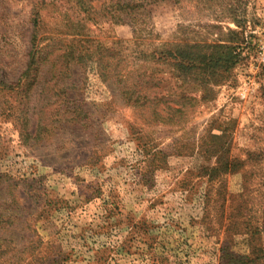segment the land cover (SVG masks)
Wrapping results in <instances>:
<instances>
[{"label":"rangeland","instance_id":"374dc122","mask_svg":"<svg viewBox=\"0 0 264 264\" xmlns=\"http://www.w3.org/2000/svg\"><path fill=\"white\" fill-rule=\"evenodd\" d=\"M147 9L143 26L155 38L146 43L223 44L235 56L214 74L171 83L186 97L156 106L163 118L154 106L125 104L94 61L71 70L63 61L61 75L46 62L26 78L31 0H0V264H150L152 250L168 264H219L220 243L201 220L202 166L209 172L220 158L242 162L212 181L226 188L223 217H264V78L255 70L264 0H158ZM44 17L40 36L53 26ZM89 27L88 40L124 41L133 67L131 25ZM58 107L77 119L56 124ZM247 240L235 235L232 249L248 253Z\"/></svg>","mask_w":264,"mask_h":264},{"label":"trees","instance_id":"16d2710c","mask_svg":"<svg viewBox=\"0 0 264 264\" xmlns=\"http://www.w3.org/2000/svg\"><path fill=\"white\" fill-rule=\"evenodd\" d=\"M156 1L158 0H31L34 27L25 77L32 75L31 78H37L46 62L52 64L51 72L54 75H61L65 70H71L72 64L86 65L94 61L100 77L117 86L125 104L145 112L154 106L153 113L163 118L164 115L157 111L156 106H164L177 97H186L176 88L172 91L171 83H177L176 80L183 77L192 78L199 71L214 74L216 67L227 68L233 63L235 56L233 47L223 44L204 46L180 41L146 43L147 39L155 38L152 26L145 27L143 24L149 21L148 5ZM175 1L180 3V0ZM199 1L210 3L211 0ZM46 14L53 16V26L50 27L49 35L40 36L38 27L40 23L44 24ZM109 22L133 27V43L140 47L135 53L133 67L130 68L128 55L124 52V41L117 39L113 42L115 47L104 45L100 39L88 40V33L92 32L90 25ZM203 46L205 49H201ZM63 61L70 63L68 69L62 67ZM175 110L180 111L179 108ZM79 111L82 116L81 110ZM73 114L70 108L58 107L54 122L75 121L77 118L72 117ZM142 116L145 117V113ZM157 153L162 154L163 151ZM216 162L217 167H207H210L209 172L204 171L206 166H202L209 183L204 194L201 220L203 231L209 236L217 237L220 243L219 264H264V217L261 220L255 217H238L234 221H228V217H223L228 202L226 188H216L212 182L220 174L233 172L236 165H241L242 162L227 160L222 164V158ZM239 234L248 237V253H237L232 249L233 237ZM25 259L24 256L22 261ZM146 260L150 264H168L167 257L154 250L147 255Z\"/></svg>","mask_w":264,"mask_h":264},{"label":"built area","instance_id":"2783aa9c","mask_svg":"<svg viewBox=\"0 0 264 264\" xmlns=\"http://www.w3.org/2000/svg\"><path fill=\"white\" fill-rule=\"evenodd\" d=\"M256 73L264 78V37L260 40L256 50ZM245 95H243L244 98Z\"/></svg>","mask_w":264,"mask_h":264}]
</instances>
